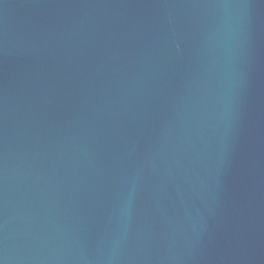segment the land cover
Returning <instances> with one entry per match:
<instances>
[{
    "label": "water",
    "instance_id": "obj_1",
    "mask_svg": "<svg viewBox=\"0 0 264 264\" xmlns=\"http://www.w3.org/2000/svg\"><path fill=\"white\" fill-rule=\"evenodd\" d=\"M0 264H264V0H0Z\"/></svg>",
    "mask_w": 264,
    "mask_h": 264
}]
</instances>
